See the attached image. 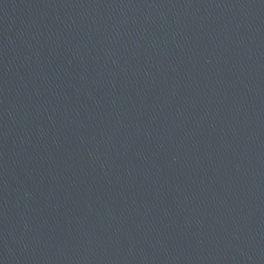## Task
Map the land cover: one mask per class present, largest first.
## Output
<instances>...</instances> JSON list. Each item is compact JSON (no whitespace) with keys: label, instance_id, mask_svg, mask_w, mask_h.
Instances as JSON below:
<instances>
[{"label":"water","instance_id":"obj_1","mask_svg":"<svg viewBox=\"0 0 264 264\" xmlns=\"http://www.w3.org/2000/svg\"><path fill=\"white\" fill-rule=\"evenodd\" d=\"M0 264H264V0H0Z\"/></svg>","mask_w":264,"mask_h":264}]
</instances>
